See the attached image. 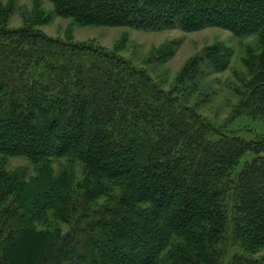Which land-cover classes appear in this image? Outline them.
<instances>
[{
	"label": "trees",
	"instance_id": "1",
	"mask_svg": "<svg viewBox=\"0 0 264 264\" xmlns=\"http://www.w3.org/2000/svg\"><path fill=\"white\" fill-rule=\"evenodd\" d=\"M44 1L54 12L38 1L18 28L0 1V264H264V137L221 132L192 96L118 52L39 29L57 16L145 32L217 27L264 44V0ZM223 51L191 59L177 86L228 69ZM250 70L238 111L256 117L264 63ZM13 158L32 167L10 170Z\"/></svg>",
	"mask_w": 264,
	"mask_h": 264
},
{
	"label": "rangeland",
	"instance_id": "2",
	"mask_svg": "<svg viewBox=\"0 0 264 264\" xmlns=\"http://www.w3.org/2000/svg\"><path fill=\"white\" fill-rule=\"evenodd\" d=\"M3 5L13 3L8 17L12 28L24 24L23 15H36V3L47 14L54 12V6L42 0H0ZM37 4V6H38ZM5 8V7H4ZM45 34L53 38L91 44L117 54L146 69L165 90L178 88L179 94L191 97L190 105L219 131L255 141L264 137V115L250 116L238 111L239 92H244L243 83L250 78L251 66L259 61L264 63V44L256 35L236 36L233 33L210 27L197 32H183L179 29L162 32H145L125 27H93L74 24L69 19L57 16L39 26ZM212 46H220L229 59V67L222 73L206 78H198L186 86H177V78L187 63ZM195 84L196 86H193ZM196 87L197 90L191 91ZM247 153L240 161V167L253 158ZM32 167L23 158H13L9 169ZM57 170L59 168H56ZM77 178L80 172H76ZM45 229L39 226L38 230ZM67 228L61 225V231ZM264 253V252H263ZM157 264H171L163 255Z\"/></svg>",
	"mask_w": 264,
	"mask_h": 264
}]
</instances>
